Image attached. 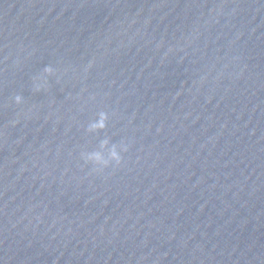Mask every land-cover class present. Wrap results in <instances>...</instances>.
Returning a JSON list of instances; mask_svg holds the SVG:
<instances>
[{
  "label": "water",
  "instance_id": "95a60500",
  "mask_svg": "<svg viewBox=\"0 0 264 264\" xmlns=\"http://www.w3.org/2000/svg\"><path fill=\"white\" fill-rule=\"evenodd\" d=\"M0 264H264V0H0Z\"/></svg>",
  "mask_w": 264,
  "mask_h": 264
}]
</instances>
